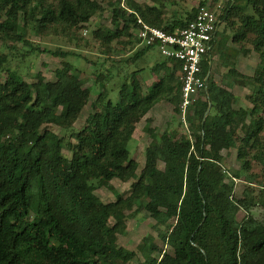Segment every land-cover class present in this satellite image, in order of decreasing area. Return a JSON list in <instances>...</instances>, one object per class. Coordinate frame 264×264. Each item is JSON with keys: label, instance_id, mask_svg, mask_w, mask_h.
<instances>
[{"label": "trees", "instance_id": "obj_1", "mask_svg": "<svg viewBox=\"0 0 264 264\" xmlns=\"http://www.w3.org/2000/svg\"><path fill=\"white\" fill-rule=\"evenodd\" d=\"M103 2L115 31L97 29L92 39L105 56L113 40L124 37L120 44L130 45L135 16L170 33L184 27L195 10L163 23L155 7L143 9L125 0L123 9L115 0ZM102 11L94 0H0V43L6 49H14L15 43L28 48L18 54L21 58L43 52L64 59L73 53L40 49L24 39L26 31L75 42L78 25ZM218 20L222 31L207 52L210 66L208 60L200 65L205 94L187 108V134L147 131L151 140L137 174V163L126 150L133 124L162 100L174 114L180 112L179 82L165 69L167 60L154 65L153 72L163 70L165 75L144 94L132 82L119 85L115 101L98 93V106L84 126L72 130L89 90L71 66L63 62L53 82L36 75L34 83H26L8 71L6 55L0 52V73L7 72L0 82V264H128L136 254L139 264H264V222L249 214L252 206L264 211V0H227ZM226 27L231 43L248 44L257 55L253 77L243 76L228 62V37L222 36ZM150 50L136 49L131 60ZM215 55L222 59L223 80L229 82L225 87L249 86L250 109H232L234 96L212 81ZM94 83L102 88L99 74ZM43 125H53L62 134L52 137ZM236 129L241 138L235 136ZM232 148L237 169L224 172L220 152ZM251 162L261 166L260 175L249 172ZM112 179L135 181L123 198L113 192ZM233 180L245 185L237 198ZM93 187L112 191L114 201L102 203ZM141 211L151 216V228L167 251L151 235L140 239L136 252L115 245L116 236L126 229L125 220ZM238 211L244 213L240 220Z\"/></svg>", "mask_w": 264, "mask_h": 264}, {"label": "rangeland", "instance_id": "obj_2", "mask_svg": "<svg viewBox=\"0 0 264 264\" xmlns=\"http://www.w3.org/2000/svg\"><path fill=\"white\" fill-rule=\"evenodd\" d=\"M94 1L101 4L103 11L100 14L91 17L88 23L78 25L76 35L79 37V40L75 42H68L64 38L53 36L39 38L29 30H27L25 33L24 39L33 45H38L40 49H59L63 52L70 51L73 53V55H69L64 59H61L53 57L48 53L41 52L39 54H30L21 58L18 56V54L20 55V53H23V51L25 52L28 48L21 47L19 43H15L13 44L14 49H6L3 48L0 43V52L4 53L7 59L6 68L8 71L16 72L26 83H34L36 75H40L47 82H53L56 79L58 71L63 62H67L71 66V73L82 81L84 88L89 90V98L87 103L79 113L76 121L72 124V130H78L84 126L85 118L93 111V107L96 108L98 106L96 100L98 93L102 95L103 98H109L112 101L117 100L118 87L120 84H128L130 82L137 84V82L133 79L134 74H131L132 71H136V73L143 71L146 78L152 77L151 83H153L159 79L160 73L153 72L152 68L155 64L165 60L155 50H151L152 54H146L145 56L134 61L131 60L134 53L136 52L134 47L135 42L131 31L129 32L130 36L128 39L130 45L125 46L120 44V42L122 43L126 40L124 37H121L119 40L111 41V49L108 56L100 54L103 47L100 46L98 41L92 39V32L96 31L97 29H108L114 32L115 28L110 23V13L109 9L106 8L105 2L101 3V0ZM115 1L118 3L120 8L126 9L125 0ZM131 1L138 4L143 9H151L152 7L157 8L159 10V18L163 23H166L174 20L175 18H184L186 13L191 12L201 0ZM225 1L227 0H217V3L221 5ZM127 12H129V10H127ZM232 19L235 21L234 17ZM221 31L222 25L218 26L217 28L215 35L216 38L219 36ZM230 35L231 32L226 27L223 30L222 36L228 37L225 40V44L227 46L226 54L228 56V62L230 64L236 63V65L241 70L249 74H242L243 76L253 77L254 63H256V61L258 62L257 55L252 52L248 44L241 46L239 44L231 43L229 40ZM6 44L9 45L10 43ZM249 52L251 53L250 56L247 55ZM221 61L222 59L218 58L217 55H215L211 61L210 76L212 81H215L214 83L216 85H220L221 82L229 83L228 81L223 80V75L225 72ZM6 73L7 72L0 73V82L4 81ZM96 74L100 75L102 88H100L99 83L96 85L94 83ZM154 77L155 79H153ZM235 85L239 86L242 90L244 89L245 92L242 93V90L239 91V97L235 100L231 107L233 109L235 108L236 110L250 109L251 104L246 99L247 95L250 93L249 86L245 85L242 87L238 84ZM141 93H145V91L143 92L142 88ZM160 102H163L161 106L163 109H165H156L157 111L154 112L153 117L155 122L153 124H151V121L143 120L146 114L138 122L133 124L131 138L126 145V150L128 152L129 158H133L137 163L136 174L139 172L143 164V151L151 140L147 131H150L154 134H159L163 131H169L174 133L176 136H179L180 134H187V122L190 118V112L187 110L184 114V117L182 118L180 112L178 115L173 113L172 106L167 101L162 100ZM260 117L264 119V114L260 115ZM169 118L171 120L166 122V120ZM41 129L49 131L52 137H55L59 133L62 134V132H60L59 129L53 125H43ZM234 132L236 137H242V132L239 129H236ZM67 133L68 132H66L64 135L65 139H67ZM260 139L261 146L264 147V125L260 134ZM62 153L67 155L65 148L62 149ZM220 155L221 161L219 166L221 170L227 172L237 169L235 162V148L222 150ZM250 166V173L260 175L261 166H259L256 162H251ZM157 167L162 169V164L158 162ZM134 181V179H129L127 181L112 179L109 181V184L111 185L113 192L124 198L130 192ZM244 189L245 185L243 182L233 180L234 197H239ZM92 192L102 203H110L114 201V195L112 194V191L104 187H93ZM249 214L256 221L262 223L264 222V211L258 206H252L249 209ZM243 216L244 213L242 211H238L236 214V219L240 220L243 218ZM109 221L110 224L113 223L112 220ZM153 223L154 221L148 213L144 211L137 213L133 217L125 220L126 229L123 233L116 236L115 245L127 251L136 252V245L140 239L143 236L151 235L155 239V243L160 248L167 251L166 247H162L161 242L156 237L155 231H153L151 228ZM140 262L141 258L138 254H136V257L133 258L128 264H139Z\"/></svg>", "mask_w": 264, "mask_h": 264}, {"label": "built area", "instance_id": "obj_3", "mask_svg": "<svg viewBox=\"0 0 264 264\" xmlns=\"http://www.w3.org/2000/svg\"><path fill=\"white\" fill-rule=\"evenodd\" d=\"M220 7L217 0H204V5L195 7L192 19L184 27L170 33L150 27L135 16L137 27L131 30L135 49L155 50L176 66L182 118L187 108L205 94V77L200 74V65L206 60L209 63L207 52L217 32Z\"/></svg>", "mask_w": 264, "mask_h": 264}, {"label": "crops", "instance_id": "obj_4", "mask_svg": "<svg viewBox=\"0 0 264 264\" xmlns=\"http://www.w3.org/2000/svg\"><path fill=\"white\" fill-rule=\"evenodd\" d=\"M146 54H152V51L150 50V51H147L145 54H143L142 55V57L143 56H145ZM248 56H250L251 55V53L249 52L248 54H247ZM256 63H257V61H256ZM256 63H254V68H255V65H256ZM231 65H233L234 66V68H235V70L238 72V73H240V74H243V75H249L248 73H246L245 71H243V70H241L237 65H236V63L235 64H231ZM165 69L166 70H168L171 74H172V76L177 80V69H176V66L174 65V64H172V63H170L169 61H166V63H165ZM165 70V71H166ZM159 73H160V75L159 76H162V75H165V72L163 71V70H160L159 71ZM133 79L137 82V84L142 88V90H143V92L146 90V88L148 87V86H150L151 84H153V83H155L156 81H154L153 83H151V79H152V77H150V78H146V76L144 75V73H143V71H140V72H137V73H135L134 75H133ZM153 79H155V77L153 78ZM178 81V80H177ZM215 82V81H214ZM217 86H219V87H221V88H227V87H225V82H221L220 83V85H217ZM227 90L234 96V99L236 100L239 96H238V93H239V91H241L242 89L239 87V86H237V85H230L228 88H227ZM243 92H245L244 91V89L242 90V93ZM163 104V102H158V103H156L155 105H153L150 109H149V111L146 113V115L144 116V118H143V120H147V121H151V124H153L155 121H154V119H153V117H154V112L155 111H157L158 109H160V108H162L163 109V107L161 106ZM157 109V110H156ZM165 109V108H164ZM163 109V110H164ZM233 109V108H232ZM234 110H236L235 108H234ZM171 119L169 118V119H167L166 120V122L168 121H170ZM147 124V123H146ZM150 124V125H151Z\"/></svg>", "mask_w": 264, "mask_h": 264}, {"label": "water", "instance_id": "obj_5", "mask_svg": "<svg viewBox=\"0 0 264 264\" xmlns=\"http://www.w3.org/2000/svg\"><path fill=\"white\" fill-rule=\"evenodd\" d=\"M208 65L210 66V59H209ZM207 111H208V108L206 109L205 114L207 113Z\"/></svg>", "mask_w": 264, "mask_h": 264}]
</instances>
